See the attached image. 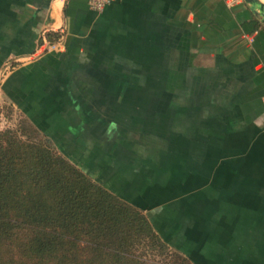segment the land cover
<instances>
[{
	"label": "crops",
	"instance_id": "obj_1",
	"mask_svg": "<svg viewBox=\"0 0 264 264\" xmlns=\"http://www.w3.org/2000/svg\"><path fill=\"white\" fill-rule=\"evenodd\" d=\"M0 107L191 264H264V25L243 0H0Z\"/></svg>",
	"mask_w": 264,
	"mask_h": 264
},
{
	"label": "trees",
	"instance_id": "obj_2",
	"mask_svg": "<svg viewBox=\"0 0 264 264\" xmlns=\"http://www.w3.org/2000/svg\"><path fill=\"white\" fill-rule=\"evenodd\" d=\"M37 128L0 129V264H148L138 254L144 245L169 253L170 264H191L169 249L142 208L59 153Z\"/></svg>",
	"mask_w": 264,
	"mask_h": 264
},
{
	"label": "rangeland",
	"instance_id": "obj_3",
	"mask_svg": "<svg viewBox=\"0 0 264 264\" xmlns=\"http://www.w3.org/2000/svg\"><path fill=\"white\" fill-rule=\"evenodd\" d=\"M1 113L3 114L2 117H4V119L3 120L0 119V129H5L10 126L14 128L17 125H19L21 122L30 124L20 115L15 114L10 108H6V109L4 108L3 111L1 110ZM6 119L12 120L13 123L12 124L6 123L5 122ZM86 170L88 171V168ZM88 173H91V171H88ZM138 254L141 255L142 260L146 261L148 264H167V263L170 264L171 262V255H169V253L168 255L167 253L161 254L158 250L152 249L148 245L142 246L138 251Z\"/></svg>",
	"mask_w": 264,
	"mask_h": 264
},
{
	"label": "water",
	"instance_id": "obj_4",
	"mask_svg": "<svg viewBox=\"0 0 264 264\" xmlns=\"http://www.w3.org/2000/svg\"><path fill=\"white\" fill-rule=\"evenodd\" d=\"M253 15L264 25V2L261 0H243Z\"/></svg>",
	"mask_w": 264,
	"mask_h": 264
},
{
	"label": "built area",
	"instance_id": "obj_5",
	"mask_svg": "<svg viewBox=\"0 0 264 264\" xmlns=\"http://www.w3.org/2000/svg\"><path fill=\"white\" fill-rule=\"evenodd\" d=\"M113 1L114 0H89V8L96 13H100L105 9V7L107 5L111 4ZM62 32H64V31H62ZM47 41H48V39H47ZM48 42L50 45V44H55L58 41H56V42L48 41ZM9 70H10V67H6L4 71L7 72Z\"/></svg>",
	"mask_w": 264,
	"mask_h": 264
}]
</instances>
